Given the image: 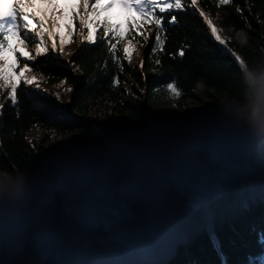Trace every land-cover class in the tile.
Returning a JSON list of instances; mask_svg holds the SVG:
<instances>
[{"label": "trees", "instance_id": "1", "mask_svg": "<svg viewBox=\"0 0 264 264\" xmlns=\"http://www.w3.org/2000/svg\"><path fill=\"white\" fill-rule=\"evenodd\" d=\"M185 9L175 13L177 24L167 26L163 50L152 51L156 29L145 25L151 34L142 71L127 60L118 68L106 43L81 47L68 67L28 62L49 86L66 83L75 94L63 109L53 93L20 83L18 103L13 106L7 96L0 103V215L4 206L31 205L49 175L79 157L107 172L160 159L177 169V186L192 204L188 219L164 243L144 246L118 264H264V137L237 113L248 86L236 61L238 56L248 66L264 62V0L230 5L198 0L196 9L190 4ZM200 11L218 28L224 45ZM129 19L143 22L137 15ZM119 25L125 44L145 43L135 27L128 34V23ZM124 46L117 44L121 57ZM17 58L16 72L24 63ZM173 83L181 96L167 90ZM161 101L175 103L185 117L190 108L201 111L189 124L174 127L160 122ZM94 115L109 117L112 128L98 129L88 119ZM35 131L69 135L79 151L51 157L46 141L29 139ZM211 137L219 139L216 161L206 145ZM21 180L26 183L17 194Z\"/></svg>", "mask_w": 264, "mask_h": 264}, {"label": "water", "instance_id": "2", "mask_svg": "<svg viewBox=\"0 0 264 264\" xmlns=\"http://www.w3.org/2000/svg\"><path fill=\"white\" fill-rule=\"evenodd\" d=\"M177 173L153 158L121 172L65 163L31 205L2 208L0 264H118L164 243L192 208Z\"/></svg>", "mask_w": 264, "mask_h": 264}, {"label": "snow or ice", "instance_id": "3", "mask_svg": "<svg viewBox=\"0 0 264 264\" xmlns=\"http://www.w3.org/2000/svg\"><path fill=\"white\" fill-rule=\"evenodd\" d=\"M90 3L91 8H89ZM117 3L127 9L129 13L136 12L142 18V23L133 19L128 20V34L135 27L143 39L147 41L151 33L145 30V25L151 24L155 27L153 52L158 49L163 50L166 39L164 33L167 31V26L178 23L176 12L186 10V4H190L193 9L198 7V0H112L111 3H105V0H94V2L93 0H80L79 7L83 9V12H76L73 8L71 15L79 19L81 38L90 45L106 43L110 55L121 70L123 60L131 62L135 45L131 40L125 44L126 33L121 31L123 25L113 26L110 19L103 16V13L115 7ZM218 3L230 5L234 4V0H218ZM57 7L56 0H39V2L38 0H0V90H8L9 99L13 106L18 103L17 93L21 82L26 86L40 88L37 75L33 74V69L28 62L35 61L41 56H47L50 48L53 53L64 54L65 44L72 36V32L69 31L68 37L65 38L58 24L56 31H52L48 27L50 19L53 22H67L69 28L72 26L67 11L56 16ZM50 10L51 16H49ZM197 14L203 17L215 39L224 45L226 41L219 34V30L213 21L202 11ZM99 28H102L103 31L99 32ZM86 29L88 31L85 33ZM57 33L61 37L59 44L52 41L49 47V41ZM113 40H116V43H113ZM30 44L35 46L34 50L29 48ZM117 44L125 45L122 57L117 52ZM17 54L24 60L19 74L16 73V68L20 63ZM184 55V51L181 50L179 56L183 57ZM236 59L241 68L244 67V61L238 56ZM142 65L143 62H141ZM116 83H119L118 79ZM167 90L174 97H179L182 94L175 83L169 85ZM65 91L71 92L72 89L67 88ZM56 98L60 99L59 93H57ZM2 108L3 105H0V109Z\"/></svg>", "mask_w": 264, "mask_h": 264}, {"label": "rangeland", "instance_id": "4", "mask_svg": "<svg viewBox=\"0 0 264 264\" xmlns=\"http://www.w3.org/2000/svg\"><path fill=\"white\" fill-rule=\"evenodd\" d=\"M39 2V0H38ZM94 2V0H93ZM56 4L58 5L57 9L55 10V14L56 16H60L62 15L65 11H67L69 13V19L71 20V28L68 27L67 22H53L51 19L49 20L48 23V27L52 30V31H56V26L58 24L60 31L63 33L64 37L67 38L68 37V32L71 31L72 32V36L70 38V40H68L65 44L64 47V54L62 55H58L56 53H53L51 51V48L49 50V53L47 56H41L38 57L34 63L35 64H63V65H67L68 62L71 60V58H73L81 49L82 46L88 44L86 41H84L81 36H80V25H79V19L75 18L71 15V12L73 10V8L75 9L76 12H83V9L79 7L80 4V0H56ZM89 8H91V3L89 4ZM51 10L49 11V16H51ZM104 17H107L105 13H103ZM111 21L116 25L118 23V18H112ZM101 28H99L98 30H100ZM88 30H85V33ZM60 34L57 33V35L53 36L51 38V40L49 41V47L52 41H55L57 44H59L60 41ZM148 43V39L147 41H145V43L141 46H137L135 45V50L132 53V59H131V63H133L137 69H139L140 71H142V66H141V62L143 59V54L146 48V44ZM34 45L30 44L29 48L31 50H34ZM68 53H71V55H68ZM19 55V54H18ZM22 58V57H21ZM32 62V61H29ZM22 68V67H21ZM20 68V69H21ZM20 69L16 72L17 74H19ZM33 74H35L33 72ZM37 75V79L40 82V88L37 89L34 86H26L22 83V85L31 88L39 93L42 94H49V92L53 93L54 95H57V93H59L60 95V100L62 107L64 109L67 101L69 99H71L74 96V90L67 85L66 83H61L59 85H57L56 87H51L49 86V84L46 82V80L44 79L43 76ZM67 88H71L72 91L71 92H66L65 89ZM9 98L8 95V90L4 89V90H0V103H3L6 99L5 97ZM201 111V107H193L190 108L185 116H182L179 112V110L177 109L175 103H168L166 101H161L160 102V109L158 111L159 113V120L161 123L163 124H167V125H171V126H182L183 124H189L190 121L193 119V117H195L199 112ZM90 121H92L93 123H95L99 128L98 129H102L103 131H105L108 128H112V120L109 117L106 116H91L88 118ZM29 139L31 140V142L33 143H37V144H44V142L46 141V145L48 146V149L50 150V154L51 157L54 156H61L64 154H74L77 150L79 151V149L73 145L71 143V137L69 135H60L57 133H53V132H43V131H35L33 133L30 134ZM218 138L217 137H211L208 139V141L206 142V145L208 146V148L210 149V151L212 152V159L213 161H216L218 159V155L216 153V148H217V144H218ZM83 149H85V147H83ZM240 151H237L235 154V158H237V160H239L240 158ZM229 161V160H227Z\"/></svg>", "mask_w": 264, "mask_h": 264}, {"label": "clouds", "instance_id": "5", "mask_svg": "<svg viewBox=\"0 0 264 264\" xmlns=\"http://www.w3.org/2000/svg\"><path fill=\"white\" fill-rule=\"evenodd\" d=\"M242 80L248 87L246 101L237 108L247 126L257 137H264V62L254 66L244 65L241 69ZM24 183L16 185L17 194H22Z\"/></svg>", "mask_w": 264, "mask_h": 264}]
</instances>
